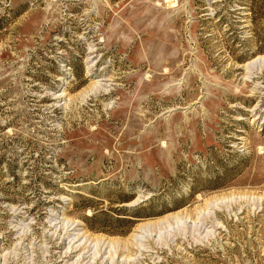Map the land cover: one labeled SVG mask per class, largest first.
I'll return each instance as SVG.
<instances>
[{"label":"rangeland","instance_id":"rangeland-1","mask_svg":"<svg viewBox=\"0 0 264 264\" xmlns=\"http://www.w3.org/2000/svg\"><path fill=\"white\" fill-rule=\"evenodd\" d=\"M0 264H264V0H0Z\"/></svg>","mask_w":264,"mask_h":264}]
</instances>
